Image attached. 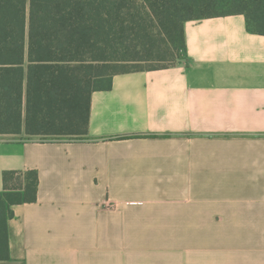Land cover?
<instances>
[{
    "label": "crops",
    "instance_id": "0c3cea01",
    "mask_svg": "<svg viewBox=\"0 0 264 264\" xmlns=\"http://www.w3.org/2000/svg\"><path fill=\"white\" fill-rule=\"evenodd\" d=\"M183 28L175 65L92 92L85 138L0 139V192L39 176L0 264H264V34L239 13Z\"/></svg>",
    "mask_w": 264,
    "mask_h": 264
},
{
    "label": "trees",
    "instance_id": "16d2710c",
    "mask_svg": "<svg viewBox=\"0 0 264 264\" xmlns=\"http://www.w3.org/2000/svg\"><path fill=\"white\" fill-rule=\"evenodd\" d=\"M233 13L264 34V0H0V135L85 138L93 91L109 89L117 73L175 65L186 20ZM2 179L6 259L7 208L35 202L39 176L5 171Z\"/></svg>",
    "mask_w": 264,
    "mask_h": 264
},
{
    "label": "rangeland",
    "instance_id": "374dc122",
    "mask_svg": "<svg viewBox=\"0 0 264 264\" xmlns=\"http://www.w3.org/2000/svg\"><path fill=\"white\" fill-rule=\"evenodd\" d=\"M213 12H222L223 10L221 8H215L212 9ZM145 65V64H142ZM24 137L22 135H0V139H23ZM63 139H75V138H63ZM32 140H45V138L38 137L34 138Z\"/></svg>",
    "mask_w": 264,
    "mask_h": 264
}]
</instances>
